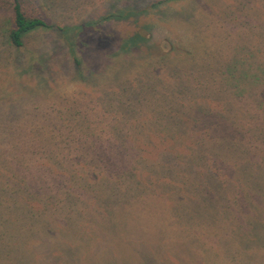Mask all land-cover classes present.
<instances>
[{
  "label": "trees",
  "instance_id": "1",
  "mask_svg": "<svg viewBox=\"0 0 264 264\" xmlns=\"http://www.w3.org/2000/svg\"><path fill=\"white\" fill-rule=\"evenodd\" d=\"M183 1L150 0L141 11ZM191 1L202 3L204 12L205 2ZM236 1L233 27L223 26L219 9L215 24L206 25H215L216 32L223 34L213 35L209 43L200 39L205 44L199 52H186L194 57L188 71H196L200 59L218 46L219 52L207 65L210 78L204 88L199 90L202 74L173 82V95L157 108L154 120L138 118L148 117V109L143 113L140 108L135 117L130 104L106 106L96 91L87 93L94 120L85 114L78 117L79 107L69 111L68 105L60 103L53 108L55 122L14 132V126L2 120L0 108V255H6L4 260L28 263L11 258L13 237L24 234L37 244L35 236L43 237L46 231L87 234L94 245L104 237V243L120 244L142 264H150L125 239L117 240L123 238L129 219L126 209L135 206L152 216L163 213L172 232L168 248H163L165 256L161 254L154 264H206L211 257L221 264H264V0L231 2ZM44 4L46 0H0V12H11L0 21V39L12 61L31 59L30 45L42 35L66 39L67 31L75 30L50 21ZM218 4H208V18ZM124 9L114 2L100 13L88 11L81 23L91 20V28L105 30L97 39L103 51L111 50L113 42L105 22L117 19L132 28L129 34L120 32V44L110 58L131 54L141 45L148 57L157 59V70L182 68L173 65L171 47L165 48L147 33L146 26L136 25L137 12ZM177 15L187 18L189 13ZM70 55L64 69L76 71L80 60L74 51ZM167 64L172 65L169 71L164 70ZM23 75L15 71L12 79H0L2 107L12 93L20 96L18 80ZM184 97L187 107L180 109ZM135 220L136 227L142 225L140 218ZM23 245L27 246L24 241ZM176 245L186 247L172 253L170 247ZM50 256L49 264H65L53 251ZM113 257V264H122Z\"/></svg>",
  "mask_w": 264,
  "mask_h": 264
},
{
  "label": "rangeland",
  "instance_id": "2",
  "mask_svg": "<svg viewBox=\"0 0 264 264\" xmlns=\"http://www.w3.org/2000/svg\"><path fill=\"white\" fill-rule=\"evenodd\" d=\"M202 1L205 2L204 12L202 3L186 0L174 5L166 4L168 6L165 8L155 9L156 11L152 9L148 13H144L141 10L150 0H46L47 4H44L43 8L46 10L47 18L57 26L64 25L66 28L72 26L75 27V30H68L66 34L69 35L66 39L50 40L43 35L36 38L29 49L31 59H28V56L23 61L22 59L12 61L11 56L5 54V47L0 39V79H12L15 71L24 72L22 79L18 80L22 86L20 96L18 93H12L11 100L4 104V107L0 105L3 110L2 120L13 125L14 132H20L21 129L28 130L30 125L43 126V123L58 120V117L52 112L53 108H58L60 103L68 105L69 111H78L79 107V111L82 113L77 114L78 117L85 114L87 115L86 119L94 120L90 113L89 98L91 97L87 95L91 91H96L100 96H103L106 106L121 108L125 103L130 104L132 112H137L135 117L141 111L144 113L148 109V117L140 115L138 118L154 120L157 108L168 96L173 95L175 86L173 82L178 79L182 81H185L186 78L193 79L195 75L202 74L199 78V90H201L206 85L207 79L210 78L207 77V65L212 59L211 56L219 52L217 45L209 50L210 55H205L203 59H200L196 67L197 72L188 71L194 57L186 55V52L189 51L199 52L202 44L209 43L214 39L213 35L223 34L222 30L216 32L215 25L208 26L206 22L214 23L216 21L215 12L219 9H221L220 16L224 27H233L234 23L232 22L238 16L235 8V5H238L237 1L234 3L231 2L232 0ZM216 1L219 4L211 9L214 11L208 18L205 15L208 4ZM114 2L124 5L123 11L127 9L137 12L134 16L136 25L146 26L147 33H150L153 38H158V41H162L165 48L171 47L172 57L170 59H174L173 65L176 64L182 68L177 71H169L172 69V65L167 64L164 70L169 72L157 70L155 62L157 59L148 57L141 45L131 54L110 58L113 54L112 50H115L120 44V32L129 34L132 28L125 21L117 19L105 22V26L110 30L108 33L113 36V42L111 50L108 47L103 51L97 45V39L104 35L105 30L98 26L91 28L90 25L93 23L91 20L86 23L88 25L81 21H86L88 11L92 10V14L94 11L100 13L104 7L110 6ZM244 10L248 11L247 8ZM182 11L189 13L187 18L177 15ZM10 14V10L1 11L0 21L8 19ZM191 15L193 17L188 18ZM92 30L93 32L88 34ZM194 33L196 36L191 35ZM66 34L63 36L64 38L67 36ZM226 34L228 39L229 33ZM223 45L225 46L224 41ZM71 51L77 54L81 63L76 71L70 67L64 69L65 65L70 62ZM156 56L158 57V55ZM194 90L197 91L198 87H195ZM95 99H93L94 102ZM186 99L184 97L182 101H179L180 109L187 107ZM48 105L52 109H49ZM106 119L110 118L105 117L103 120ZM230 146L232 147L233 144L230 143ZM149 206L147 205L144 209L147 210ZM124 215L129 219L124 225L123 238L119 237L117 240L125 239L129 243V247L140 253L143 260L150 264L158 263L159 256L161 254L165 256L167 252L163 248H168L171 242L169 238L172 234L166 223L168 221L164 222L162 219L163 213L152 216L150 212H141L137 207L129 206ZM139 218L142 225L136 227L138 222L135 219ZM89 235L94 237V235ZM25 236L23 234L21 238L13 237V242L16 243L12 244L11 258L19 259L17 261H27L26 264H35L37 260H43V264H49L52 251L54 255L61 256V260L65 264H113L111 262L113 256L118 257L122 264H142L134 253L120 244L114 246L104 243V237L100 238V244L96 242L98 245H94L95 242L87 234L71 235L43 231V237L42 235L35 236L37 244L31 243V239L28 240ZM82 240L87 243L82 244ZM163 240L165 242L159 246ZM23 241L27 246L23 245ZM75 243H81V245H78V248H73ZM183 247L186 245H176L170 249L173 253L174 251L179 252ZM4 256L6 255H0V264H10V260H4ZM206 264H221V261L211 257Z\"/></svg>",
  "mask_w": 264,
  "mask_h": 264
}]
</instances>
